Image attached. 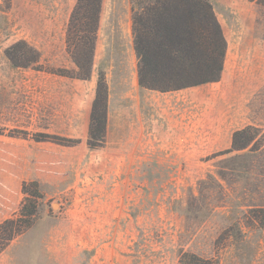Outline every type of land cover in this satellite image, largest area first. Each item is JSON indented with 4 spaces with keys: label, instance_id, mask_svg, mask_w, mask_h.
I'll return each mask as SVG.
<instances>
[{
    "label": "rangeland",
    "instance_id": "rangeland-1",
    "mask_svg": "<svg viewBox=\"0 0 264 264\" xmlns=\"http://www.w3.org/2000/svg\"><path fill=\"white\" fill-rule=\"evenodd\" d=\"M108 1L130 7L129 0ZM27 3L35 19L44 21L56 6L63 10L67 0H10L9 7L0 0V224L19 215L27 196L22 192L23 184L36 182L35 177L46 171L62 173V177L43 182L42 187L36 182L42 196L36 199L37 220L0 254V264H86L95 248L110 243L116 244L115 251L127 257L129 264H180L183 253L212 260V264H264V233L243 224L245 212L252 207H264V128L257 129L251 150L248 148L240 155L209 154L199 157L192 166L181 160L180 168L135 173L129 175L131 179L119 173L118 216L111 222L98 217L96 185L74 182L76 167H67L55 158L31 151L26 140H33L35 133L27 132L26 137L17 135L25 132L17 130V68H24L11 63L6 55L12 45L23 41H17V33L21 36L19 30L32 20L28 18ZM211 3L226 41L222 81L236 84L238 79H254L258 73L248 65L253 68L264 54V0H211ZM11 53L21 63H30L36 57L29 49L17 52L14 48ZM38 57L42 68L58 69L40 63L39 53ZM32 66L27 68L34 69ZM76 70L75 66L69 71ZM195 90L186 92L198 97L191 110L198 131L221 123L227 116L224 103L232 104L238 99L246 104V119H264V86L261 91H253V87L231 91L228 97L223 95L222 87L202 93ZM201 95L215 99L201 100ZM17 139L21 146H17ZM72 141L77 143L44 142L65 147L79 144ZM104 146L105 137L102 147L90 150ZM97 178L100 180V176ZM27 189L32 187L29 185ZM77 208L85 209L86 213L77 214ZM237 222L243 237L225 231Z\"/></svg>",
    "mask_w": 264,
    "mask_h": 264
},
{
    "label": "crops",
    "instance_id": "crops-1",
    "mask_svg": "<svg viewBox=\"0 0 264 264\" xmlns=\"http://www.w3.org/2000/svg\"><path fill=\"white\" fill-rule=\"evenodd\" d=\"M76 1L67 0L63 10L56 6L44 21H37L30 11L31 5L26 4L29 6L28 18L32 20L19 30L21 36L17 33V41L23 40L33 47L40 55V63L67 70L75 68L66 51L65 36ZM108 2L103 0L101 6L89 80L17 68V130L79 141L76 146L65 147L35 142L30 138L26 140L35 154L55 158L67 167H76L74 182L81 181L83 185L94 183L99 194L95 199L100 202L98 217L111 222L118 216L116 182L119 173L130 178L129 175L135 173L174 170L176 168L173 167H181V160L192 166L199 157L229 150L235 131L247 127L264 128L263 118L246 119V104L238 99L232 104L228 100L224 103L227 116L221 123L209 125V130L198 131L194 128V119H191L194 115L191 110L198 97L188 96L186 92L197 89L195 92L202 93L222 87L223 95L228 97L231 91H243L246 87L261 91L264 86V54L253 68L248 65L258 73L254 79H238L236 84H232L221 78L217 83L166 93L146 90L138 84L130 7ZM99 70L104 72L108 90L105 146L90 150L87 139ZM199 98L215 99L206 95ZM230 107H233L232 112ZM19 145L21 142L17 139ZM243 152L233 153L240 155ZM98 176L100 180L95 179ZM60 177L62 173L46 171L34 180L42 187L43 182L52 178L56 181ZM76 212L86 213L81 208ZM115 246L110 243V246L95 248L94 255L86 264H129L127 257L115 251Z\"/></svg>",
    "mask_w": 264,
    "mask_h": 264
},
{
    "label": "trees",
    "instance_id": "trees-1",
    "mask_svg": "<svg viewBox=\"0 0 264 264\" xmlns=\"http://www.w3.org/2000/svg\"><path fill=\"white\" fill-rule=\"evenodd\" d=\"M9 7L10 0H3ZM131 9L133 49L137 58V77L141 88L161 93L198 87L219 82L224 65L226 41L214 13L211 0H129ZM102 0H77L66 29V51L76 66V72L48 69L38 65V52L20 41L6 51L17 67H32L67 78L88 80L91 76L93 54L99 26ZM29 49L36 56L30 63L15 61L11 50ZM108 90L104 73L99 70L92 103L87 145L102 147L107 118ZM257 129L247 127L232 134L231 148L215 154L219 157L245 151L253 146ZM26 137L27 132H17ZM36 142L76 144V141L46 134H33ZM249 150V151H250ZM237 156V155H236ZM32 187L28 190L27 186ZM27 195L19 215L0 224V254L18 236L29 230L37 220L36 199L42 198L38 184L22 185ZM244 227L264 233V207H252L243 214ZM243 237L239 223L226 230ZM229 235V234H228ZM180 264H212V260L183 253ZM216 264V263H215Z\"/></svg>",
    "mask_w": 264,
    "mask_h": 264
}]
</instances>
